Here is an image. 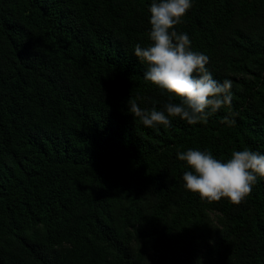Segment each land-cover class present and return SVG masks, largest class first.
I'll list each match as a JSON object with an SVG mask.
<instances>
[{
  "label": "trees",
  "instance_id": "obj_1",
  "mask_svg": "<svg viewBox=\"0 0 264 264\" xmlns=\"http://www.w3.org/2000/svg\"><path fill=\"white\" fill-rule=\"evenodd\" d=\"M151 3L0 0V264H264V179L208 202L177 157L264 154V0H191L174 30L231 104L154 128L127 107L179 103L134 56Z\"/></svg>",
  "mask_w": 264,
  "mask_h": 264
},
{
  "label": "clouds",
  "instance_id": "obj_2",
  "mask_svg": "<svg viewBox=\"0 0 264 264\" xmlns=\"http://www.w3.org/2000/svg\"><path fill=\"white\" fill-rule=\"evenodd\" d=\"M191 6V0H153L149 6L150 44L135 45L134 56L148 65L144 79L178 97L179 103L169 99L163 110H146L128 101V111L144 126L170 125V118L175 117L188 124L207 123L209 116L231 104V80L221 83L213 79L205 67L209 58L191 50L186 33L174 30ZM222 122L231 126L235 120L225 116ZM177 157L191 169L183 173L184 188L208 202L226 198L239 204L251 194L257 179H264V154L247 148L233 151L226 161L194 149L178 152Z\"/></svg>",
  "mask_w": 264,
  "mask_h": 264
}]
</instances>
